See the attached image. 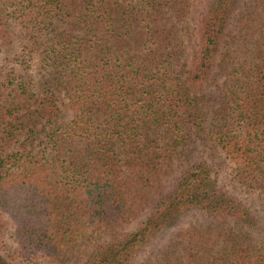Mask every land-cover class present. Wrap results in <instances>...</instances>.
I'll use <instances>...</instances> for the list:
<instances>
[{"label": "trees", "instance_id": "obj_1", "mask_svg": "<svg viewBox=\"0 0 264 264\" xmlns=\"http://www.w3.org/2000/svg\"><path fill=\"white\" fill-rule=\"evenodd\" d=\"M240 3H207L185 64L192 0H0V242L6 215L24 257L130 264L201 211L141 264H264V0L228 32ZM228 37L223 80L198 94ZM195 142L228 160L231 190Z\"/></svg>", "mask_w": 264, "mask_h": 264}, {"label": "rangeland", "instance_id": "obj_2", "mask_svg": "<svg viewBox=\"0 0 264 264\" xmlns=\"http://www.w3.org/2000/svg\"><path fill=\"white\" fill-rule=\"evenodd\" d=\"M210 0H192V5L189 10V15L187 17V24L189 31L184 33V45L182 47L183 50V61L185 64H188L193 56L194 50L197 48V28L200 22L201 17L206 9L207 3ZM243 3V4H242ZM251 3V0H241V3L234 9L231 14V18L229 19V24L227 26L228 32L230 29L235 26V18L237 16L238 11L241 12L246 9ZM229 37L223 40L220 51L216 54L215 65L213 67V71L210 75V78L206 83L197 88L198 94L210 93L215 89V86L223 80V75L218 73L219 67L217 66L218 61L221 60L223 52L230 45L228 43ZM1 56V52H0ZM57 96V105L59 108L58 121L62 124L68 123L71 121L73 117V110L70 108L68 100L64 96L62 91L56 92ZM16 146V145H14ZM195 160H205L207 163L213 165L214 175L218 179V183L223 185V187L227 190H231V182H230V164L228 160L223 156L222 153L219 152H211L206 146L199 145L198 142L194 144V151L192 152V161ZM186 165L185 162H182L181 165L177 168L175 172L168 178L167 184H171L177 179L179 169L183 168ZM212 217L203 213L201 211H191L184 215L181 219L180 223L174 227H169L163 229L160 233L155 235L149 242L143 245L142 248L137 252L133 260L130 264H141L143 260L152 255L158 248L162 247V245L167 241L171 233L179 228L185 227L191 223H209L212 221ZM1 220L6 223V231L2 234V240L0 242V255L3 260L7 264H62L57 261H53L47 258H31L24 257L17 251L16 242L12 238V231L14 228V223L11 219H9L6 215H2ZM137 222L129 223L123 227V231H132L135 229ZM81 251H77L72 255V259L66 264H82L80 257Z\"/></svg>", "mask_w": 264, "mask_h": 264}]
</instances>
